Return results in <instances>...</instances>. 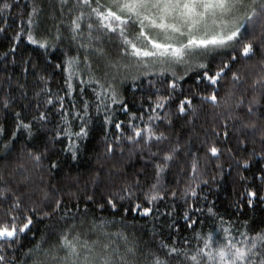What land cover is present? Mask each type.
Segmentation results:
<instances>
[{
	"label": "trees",
	"instance_id": "trees-1",
	"mask_svg": "<svg viewBox=\"0 0 264 264\" xmlns=\"http://www.w3.org/2000/svg\"><path fill=\"white\" fill-rule=\"evenodd\" d=\"M3 2L0 219L17 198L12 215L33 219L5 245V264H64L65 234L95 242L92 258L109 255L113 264H196L193 255L215 264L200 255L209 237L205 252L226 237L264 234V86L256 83L264 77V22L246 26L234 47L144 68L79 0ZM253 7L260 11L259 0ZM224 64L223 78L209 84L204 73ZM213 94L217 104L206 99ZM259 252L253 260L264 258V246Z\"/></svg>",
	"mask_w": 264,
	"mask_h": 264
},
{
	"label": "snow or ice",
	"instance_id": "snow-or-ice-1",
	"mask_svg": "<svg viewBox=\"0 0 264 264\" xmlns=\"http://www.w3.org/2000/svg\"><path fill=\"white\" fill-rule=\"evenodd\" d=\"M79 2L91 9L101 28L122 38V43L127 45L124 55L135 58L144 68H147L149 63L179 64L185 62V58L192 54H206L234 47L240 42L242 30H246V26L264 22V0H259L260 11L253 7L258 0H104L103 3L101 0H79ZM0 3L3 4L0 11L9 7L3 0H0ZM249 8L250 11H248ZM80 19L81 17L78 16L73 21L74 31L80 28ZM88 27L91 28L92 25L89 24ZM131 32H135L134 39H129ZM29 42L39 43L32 36H29ZM39 46L46 47L43 43ZM252 54L253 45L244 44L242 55L249 57ZM232 59L236 57L233 56ZM74 63L75 61L68 62L70 77ZM112 67L116 66L112 65ZM199 67L207 69L208 66L200 64ZM226 68L228 64H224L213 74L206 71L204 77L209 84L216 85L223 78ZM232 78L234 81H239L240 76L234 73ZM256 83L264 86V77ZM68 87L71 89V83ZM172 87L175 88L176 84L173 83ZM206 99L213 104L218 103L215 94ZM160 106V104L157 105V107ZM180 111H185L183 104L180 106ZM44 118L41 116V119ZM22 127L27 128L28 125H22ZM116 127L119 128L120 125L117 124ZM77 135H86V132L82 131ZM142 135L143 131L135 132V137ZM151 138L149 136V139ZM209 151L213 156L218 155L219 152L215 146L210 147ZM34 159L39 160V156ZM165 159L170 160L172 157L166 156ZM193 170L195 171V164ZM2 195L3 192L0 191V197ZM193 195H195L194 192ZM249 195L254 196L255 193ZM146 199L152 203L157 196L150 195ZM136 207L139 209L140 206ZM19 208L20 201L17 198L6 214L7 219H0V264H5V256L2 254L5 245L11 247L12 243L19 240L21 234L30 231L33 224L30 215L23 216V219L21 215H12L13 211ZM150 212L151 209L146 208L140 214L148 215ZM99 227L102 229L103 224ZM225 239L227 243L223 245L217 242L215 251L205 252L204 249H212V238L209 237L200 250L202 258L215 264H264V258L253 260V257L260 256L259 247L264 246V234L251 238L245 237L243 240L227 239V237ZM94 245L95 242L90 245L87 241H81L78 235H63L59 247L66 252V256L62 258L64 264H113V259L109 255L102 254L92 258ZM109 247V244L102 246L105 252ZM128 251L131 252L132 249ZM171 251L174 253L176 250ZM82 254L83 260H81ZM190 258L196 264H200L196 255ZM154 264H164V262L156 259Z\"/></svg>",
	"mask_w": 264,
	"mask_h": 264
}]
</instances>
